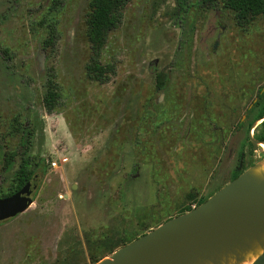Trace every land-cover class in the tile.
<instances>
[{
	"label": "rangeland",
	"instance_id": "374dc122",
	"mask_svg": "<svg viewBox=\"0 0 264 264\" xmlns=\"http://www.w3.org/2000/svg\"><path fill=\"white\" fill-rule=\"evenodd\" d=\"M90 2L0 0V145L16 154L0 163V199L16 191L24 133L40 177L29 209L0 223V264H95L105 236L152 231L263 156L247 138L264 104V16L240 26L224 0H131L101 84L87 74Z\"/></svg>",
	"mask_w": 264,
	"mask_h": 264
},
{
	"label": "water",
	"instance_id": "95a60500",
	"mask_svg": "<svg viewBox=\"0 0 264 264\" xmlns=\"http://www.w3.org/2000/svg\"><path fill=\"white\" fill-rule=\"evenodd\" d=\"M252 143L257 150L263 142ZM242 175L202 205L158 226L97 264H185L201 249L208 250L216 243L253 231L264 232V185L247 184ZM39 182L40 177L35 175L21 190L0 199V223L29 209ZM254 264H264V254Z\"/></svg>",
	"mask_w": 264,
	"mask_h": 264
},
{
	"label": "trees",
	"instance_id": "16d2710c",
	"mask_svg": "<svg viewBox=\"0 0 264 264\" xmlns=\"http://www.w3.org/2000/svg\"><path fill=\"white\" fill-rule=\"evenodd\" d=\"M130 2L131 0H91L90 2V13L87 17V38L91 45L92 54L90 62L87 66V74L90 79L98 83H105L107 74L111 70V67H105L100 63L101 51L106 45L109 34L113 30H115L121 23L123 12ZM203 3L205 5L212 6L217 3V0H203ZM224 7L227 10L233 12L234 17L238 25L240 26L251 23L257 17L264 16V0H224ZM51 45H53V38H49V40L46 41L47 47H50ZM167 83L168 76L163 72L159 73L157 75V89L160 91H164L167 87ZM262 96L263 93L261 89L258 93V99L261 100ZM58 99V85L55 81L54 70L51 69L49 71V79L47 82V93L44 99L45 107L48 112H52L55 109ZM258 105L259 103L256 102L253 107L256 108V106ZM253 111L254 109H250L248 111V120L249 115H251ZM258 121H261V124L257 129H262L263 133L256 136L255 139L258 142L264 143V104L262 105L261 110L256 115L255 120H252L248 123L247 141L251 148H253V143L249 140L250 130ZM243 125L244 123L241 121L239 123L238 129L242 128ZM31 135L32 134L30 133H24L21 140L22 158L18 170L15 173L17 188L14 193L21 190L36 174V170L29 169L31 162L30 158L28 157V151L30 148ZM15 155L16 154H7V152H5L0 145V163L10 164L13 161ZM40 163L44 164L45 161L41 160ZM240 175L241 173L239 171H236L234 180L237 179ZM14 193H11L3 198L9 197ZM189 200L190 202L197 201L196 197L193 194L189 195ZM206 201L200 202L199 204H197V207L202 205ZM192 210L193 209L188 208L180 215L188 213ZM147 233L148 232H143L141 234L126 233L124 236L120 235V237L119 234L107 235L102 241V247H104L105 254L109 256L119 248L130 244L131 242L146 235ZM103 259L104 258L98 259L94 263L97 264Z\"/></svg>",
	"mask_w": 264,
	"mask_h": 264
},
{
	"label": "bare ground",
	"instance_id": "6f19581e",
	"mask_svg": "<svg viewBox=\"0 0 264 264\" xmlns=\"http://www.w3.org/2000/svg\"><path fill=\"white\" fill-rule=\"evenodd\" d=\"M259 147L263 156L242 175L247 184L264 185V143H259ZM263 254L264 232L253 231L224 243H216L208 250L201 249L185 264H254Z\"/></svg>",
	"mask_w": 264,
	"mask_h": 264
},
{
	"label": "flooded vegetation",
	"instance_id": "af4514ba",
	"mask_svg": "<svg viewBox=\"0 0 264 264\" xmlns=\"http://www.w3.org/2000/svg\"><path fill=\"white\" fill-rule=\"evenodd\" d=\"M243 163V162H242ZM241 164V163H240ZM240 166V165H239ZM239 169V168H238ZM1 199H3V198H1ZM1 223H3V222H1Z\"/></svg>",
	"mask_w": 264,
	"mask_h": 264
}]
</instances>
